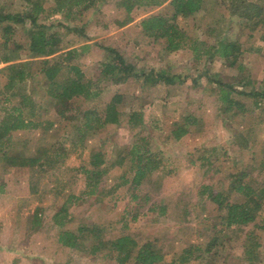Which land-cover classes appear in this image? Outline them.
Segmentation results:
<instances>
[{"label": "trees", "instance_id": "obj_1", "mask_svg": "<svg viewBox=\"0 0 264 264\" xmlns=\"http://www.w3.org/2000/svg\"><path fill=\"white\" fill-rule=\"evenodd\" d=\"M23 1L26 3L23 11L0 7V64H3L0 67V193L4 192L5 185L3 171L9 167L37 168L40 172L38 179L29 183L34 199L41 197L43 190L40 184L45 173L62 168L68 177L81 178L83 189L77 195L68 194L66 203L80 204L85 198L98 202L102 200V195L111 196L121 186L137 189L148 177L159 184L171 170L164 164L160 151L151 149L149 137L141 135L144 127L142 107L126 104L122 93L115 94L112 100L100 105L95 102L99 100L103 89L101 83L105 81L133 78L148 89L160 82L180 83L185 78L165 70L138 69L114 47L101 45L98 47L104 50L105 58L98 64L93 76H86L78 61L87 46H76L72 41L63 46L58 37L62 35L65 38L72 33L82 36L83 30L68 21H74L91 8L95 0ZM165 2L168 13L152 14L140 20L145 36L158 43L166 54L188 48L195 61L203 58L205 63H210L219 59L241 76L235 82L206 77L209 83L215 84L211 90L217 91L218 114L229 113L241 120H253L248 127L234 131L232 137L242 151L252 148L250 157L257 163L256 168L250 171L243 166L232 173L227 189L222 188L219 182L202 183L197 196L202 201L215 204L219 218L216 216L218 222H214V228L218 224L219 230L244 235L237 259L243 260L244 264H264L259 249L261 244L249 227L255 223L259 230L264 231V145L253 149L257 139L252 127L254 122H264V73L259 80L253 79L243 62L246 52H262L264 34L257 42H241L226 39L222 30L208 25L205 28L206 38H198L180 26L181 20L200 11L213 14L224 7L230 21L251 35L264 26V0H118L116 6L123 8L126 16L116 22L120 27L124 26L132 21L130 14L135 7L161 6ZM55 16L58 18L53 20ZM17 34L20 39L26 37V40L19 41ZM39 90L44 98L41 102L36 99ZM48 111L53 112L50 118L45 115ZM123 121L133 132V140L113 161L108 162L106 151L98 149L89 152L87 163L72 167L65 165L72 146L81 156L87 141L100 134L106 126ZM201 121V116L187 110L182 112L170 131L171 138L178 141ZM61 126L70 129L72 138L70 134H61L48 146L31 149L34 145L31 140L15 136L25 130L54 132ZM68 143L71 144L69 148ZM200 155L205 165L219 152L216 149L213 152L203 150ZM114 164L122 165L123 169L111 187H104L103 177ZM64 184V180L57 181L60 187ZM233 194L241 199L231 200ZM64 206L53 212L51 217L58 228L59 246L81 250L97 261L108 259L115 264H160L163 261V246L150 239L140 242L133 236L125 216L111 223L80 225L70 230L64 228L68 216ZM158 207L160 214L166 211L164 205ZM40 223L41 214L36 207L32 216V231L38 230ZM214 248V243L204 251L199 246L184 248L167 264H184L204 258Z\"/></svg>", "mask_w": 264, "mask_h": 264}, {"label": "rangeland", "instance_id": "obj_2", "mask_svg": "<svg viewBox=\"0 0 264 264\" xmlns=\"http://www.w3.org/2000/svg\"><path fill=\"white\" fill-rule=\"evenodd\" d=\"M117 1L95 0L91 8L74 21H68L70 25L81 28L84 34L78 36L72 33L65 38L60 35L58 39L63 46L68 41L76 46H87L78 62L89 77L94 75L96 67L105 58L104 50L98 47L101 45L114 47L128 63L138 69L165 70L175 76L178 74L181 79L185 78L180 83L160 82L148 89H144L133 78L105 81L101 83L103 89L99 100L95 102L100 105L112 100L115 94L122 93L126 104L141 106L144 120L141 135L149 137L151 149L160 151L164 164L171 172L159 184L148 177L137 189L125 185L111 196L102 195V200L98 202L85 198L84 202L75 204L66 203V198L68 194L80 193L84 185L81 178H69L62 168L45 173L40 184L43 190L41 197L34 199L29 183L38 179L40 172L37 168H7L3 171L4 192L0 193V264H115L108 259L97 261L81 250L59 246L58 228L51 217L64 204L68 212L64 228L70 230L80 225L111 223L125 216L133 236L140 242L150 239L163 246L164 258L160 264L172 261L184 248L199 246L204 251L213 243L215 248L211 253L184 264H244L243 260L237 259L244 235L219 230L218 224L214 228L216 216L219 218L215 204L202 201L197 196L202 183L219 182L222 188L227 189L232 173L243 166H247L250 171L256 168L257 163L250 157L252 148L242 151L232 137L234 131L248 127L253 120H241L229 113L218 114L215 99L217 91L211 90L215 84L209 83L206 77L235 82L241 76L219 59L210 63H205L203 58L195 61L188 48L166 54L158 43L145 36L141 31L140 20L148 15L168 13L167 2L161 6L135 7L130 14L132 21L120 27L116 21L122 20L126 13L123 8L116 6ZM0 7L23 11L26 3L23 0H0ZM53 18L55 20L58 17ZM208 25L222 30L226 39L241 42H257L259 36L264 34L263 26L249 35L247 30L230 21L224 7L213 14L200 11L180 22L187 33L198 38H206L205 28ZM16 38L19 41L26 40V37L20 39L18 34ZM262 49L261 53L246 52L243 56V62L247 65L245 70L251 72L252 78L256 80L264 73V47ZM36 96L40 102L44 99L41 90ZM186 110L201 116L202 121L175 141L170 131L180 114ZM45 115L50 118L53 112L48 111ZM252 127L255 128L254 136L257 139L253 149H257V145H264V122H254ZM132 133L124 121L118 125H108L87 141L81 156L68 143L71 150L65 165L72 167L87 163L89 152L98 149L106 151L108 162L113 161L133 140ZM61 134H70V129L61 126L54 132L45 133L25 130L17 132L15 136L31 140L33 149L52 144ZM213 149L219 155H214L209 164L203 165L200 152H213ZM122 169V165L114 164L103 177V186L111 187L118 180ZM58 180H64L65 186L57 185ZM240 199L235 194L231 196V200ZM163 205L166 211L160 214L158 206ZM36 207L41 214V223L38 230L32 231V216ZM256 226L255 223L249 225L261 244L259 249L264 261V231Z\"/></svg>", "mask_w": 264, "mask_h": 264}]
</instances>
